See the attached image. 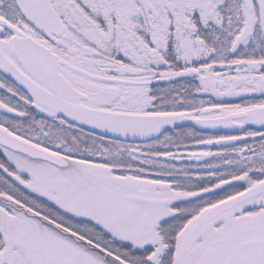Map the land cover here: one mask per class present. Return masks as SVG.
Instances as JSON below:
<instances>
[{
	"label": "snow or ice",
	"instance_id": "6c2138e0",
	"mask_svg": "<svg viewBox=\"0 0 264 264\" xmlns=\"http://www.w3.org/2000/svg\"><path fill=\"white\" fill-rule=\"evenodd\" d=\"M0 264H264V0H0Z\"/></svg>",
	"mask_w": 264,
	"mask_h": 264
}]
</instances>
